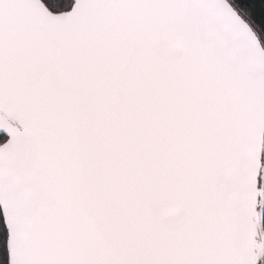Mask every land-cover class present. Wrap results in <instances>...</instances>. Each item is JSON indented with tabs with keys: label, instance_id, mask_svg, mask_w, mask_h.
Here are the masks:
<instances>
[{
	"label": "snow or ice",
	"instance_id": "6c2138e0",
	"mask_svg": "<svg viewBox=\"0 0 264 264\" xmlns=\"http://www.w3.org/2000/svg\"><path fill=\"white\" fill-rule=\"evenodd\" d=\"M0 264H264V0H0Z\"/></svg>",
	"mask_w": 264,
	"mask_h": 264
}]
</instances>
